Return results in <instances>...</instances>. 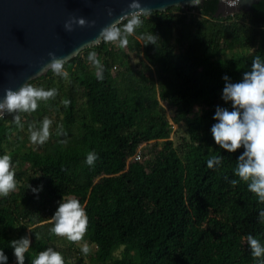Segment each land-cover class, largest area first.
I'll use <instances>...</instances> for the list:
<instances>
[{"label": "trees", "instance_id": "16d2710c", "mask_svg": "<svg viewBox=\"0 0 264 264\" xmlns=\"http://www.w3.org/2000/svg\"><path fill=\"white\" fill-rule=\"evenodd\" d=\"M217 3L185 8L197 17L180 7L151 12L125 47L100 41L65 62L68 78L49 69L28 82L56 95L19 113L23 128L13 114L0 117V155L12 156L17 182L0 196V248L8 264H16L9 241L25 235L31 245L24 264L47 247L65 264H257L247 236L264 243V203L233 171L243 148L219 149L210 127L217 105L231 110L221 99L222 77L239 81L253 57H264V1L225 17H215ZM153 33L155 44L147 41ZM90 52L103 65L102 80L87 62ZM131 53L143 56L148 76L136 74ZM194 101L202 107L197 114ZM45 117L53 121L50 136L33 144L28 126ZM173 125L184 130L176 145ZM150 142L146 162L128 161ZM90 151L97 154L92 166L85 163ZM219 155V165L209 167ZM40 184L37 197L28 185ZM69 198L79 199L88 216L78 241L50 232L58 202Z\"/></svg>", "mask_w": 264, "mask_h": 264}, {"label": "clouds", "instance_id": "9594fccd", "mask_svg": "<svg viewBox=\"0 0 264 264\" xmlns=\"http://www.w3.org/2000/svg\"><path fill=\"white\" fill-rule=\"evenodd\" d=\"M198 0H191L195 5ZM150 8L141 5L140 0H131L128 4V11L116 17L111 23L105 25L99 31L96 41H118L119 47H125L129 35L143 23L142 16L149 15ZM107 14L112 16V9H107ZM126 20V22H124ZM94 20H87L84 17L71 16L64 21L63 29L71 32L73 26H85L94 24ZM156 34L148 35V43L155 44ZM147 43V44H148ZM49 61L44 65V70L51 69L56 75L68 78L69 73L64 69L66 58L57 57L54 52H49ZM96 70L97 79H103V65L95 52L88 54ZM222 79L224 86L221 91V99L230 102L231 110L228 107L217 105L213 113V123L210 127L212 138L219 146V149L228 153L243 148V151L236 158L235 175L239 181L246 182L247 189L254 193L259 202L264 203V57L259 55L253 57L250 70L242 74V79L232 82L225 74ZM56 95L55 88L45 89L24 83L18 89L6 88L3 97H0V117L6 114H13L14 122L21 128L19 113H30L35 111L40 101H47ZM65 104L69 101L65 100ZM53 121L45 117L38 125L30 124L29 140L33 144H43L50 136V127ZM145 144V143H143ZM146 145V144H145ZM222 155L212 156L207 164L209 167L219 165ZM97 154L90 151L85 163L94 165ZM131 162V161H130ZM231 180L232 184L239 182ZM17 187L15 180V166L12 156L9 154L0 155V196H6ZM35 196L43 189V185H28ZM54 221L50 232L66 237L71 241L81 240L87 230L88 216L85 206L77 198L64 199L58 202L54 213ZM258 219L264 220V208L259 209ZM247 244L253 257L258 258L257 264H264V243L252 234L247 236ZM16 264H24L25 253L31 245L30 238L25 235L9 241ZM81 252L87 254L89 248L87 243L81 247ZM8 255L3 248H0V264H8ZM31 264H65L63 254L53 247H47L39 251L32 259Z\"/></svg>", "mask_w": 264, "mask_h": 264}, {"label": "water", "instance_id": "95a60500", "mask_svg": "<svg viewBox=\"0 0 264 264\" xmlns=\"http://www.w3.org/2000/svg\"><path fill=\"white\" fill-rule=\"evenodd\" d=\"M264 0H217L215 17L248 13ZM131 0H0V97L4 90L18 89L24 83L41 77L49 70V52L66 58L100 43L96 37L102 27L128 11ZM191 0H140L151 12L172 7H197ZM112 9V16L107 9ZM150 12V13H151ZM71 16L84 17L95 23L63 29Z\"/></svg>", "mask_w": 264, "mask_h": 264}, {"label": "rangeland", "instance_id": "374dc122", "mask_svg": "<svg viewBox=\"0 0 264 264\" xmlns=\"http://www.w3.org/2000/svg\"><path fill=\"white\" fill-rule=\"evenodd\" d=\"M186 7H183V11H187L188 13L192 14V16H195L197 17L199 15V13L197 11H188L185 9ZM108 42V45L109 47H112L114 49L117 48V42L116 41H107ZM126 53L128 52V50H124ZM144 60L143 56L142 55H135L134 53H131L129 54V62L131 63L132 66H134L136 69H135V72L137 75L143 73L144 76H148L149 73L147 71H144L142 69V66H141V61ZM89 66L91 68H93V64L91 63L90 60H87ZM119 70V68H113L112 70V73L113 74H116V72ZM166 108V106H165ZM200 111H202V107L199 105V102L198 101H194V105H193V110H192V113L193 114H197L199 113ZM166 114H167V117L170 119L172 117V112L170 111V109H167L166 108ZM191 114V115H193ZM179 128V129H178ZM173 129L175 130L174 132V135L172 136V140L174 142V144H178L180 142V138L182 136H184V130L182 127H176V125H173ZM157 148L160 147V145H156ZM154 148L153 147V143L150 142L149 144H146L142 147V152H143V158H142V161L146 162L150 157H151V149ZM97 179H95L96 181Z\"/></svg>", "mask_w": 264, "mask_h": 264}, {"label": "built area", "instance_id": "2783aa9c", "mask_svg": "<svg viewBox=\"0 0 264 264\" xmlns=\"http://www.w3.org/2000/svg\"><path fill=\"white\" fill-rule=\"evenodd\" d=\"M145 144H141L139 145V147L137 148L136 152L134 153V155L128 160V161H132V162H140L143 158V152H142V147Z\"/></svg>", "mask_w": 264, "mask_h": 264}]
</instances>
